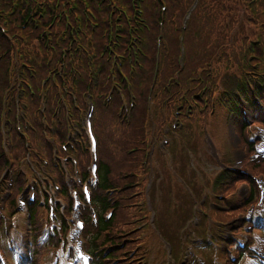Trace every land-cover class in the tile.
I'll return each mask as SVG.
<instances>
[{
	"label": "trees",
	"instance_id": "obj_1",
	"mask_svg": "<svg viewBox=\"0 0 264 264\" xmlns=\"http://www.w3.org/2000/svg\"><path fill=\"white\" fill-rule=\"evenodd\" d=\"M193 1L141 0L143 21H139L135 0H0V175L8 164H13L14 173L20 175L16 189H21L26 178L21 176L17 164L30 149L27 141L39 151L47 148L50 156L51 145L45 131L49 132L47 124L61 94L66 95L72 113L66 117L62 112L61 118L54 121L59 143L66 140L72 124H79L87 92L91 93L96 103L95 129L100 143L99 187L93 198L99 221L96 227L91 225L86 212L84 236L87 248L97 256L94 264H110L122 256L120 245L124 244V249L135 245L125 242L123 233L133 226L130 221L142 213L128 206L137 200L128 197L135 190L131 186L142 169L150 114L161 120L166 110L170 116L183 99L179 96L182 92H189L185 97L189 99L205 85L211 94L222 91L219 99L227 97L237 102V96L246 97L250 84L264 74V0L247 6L256 29L254 40L243 37L241 32L231 37L232 24L225 22L226 10L242 0H196L187 29L182 32V15ZM181 35L186 48L184 67L178 63ZM176 71L180 73L178 81ZM114 79L122 83L127 99L131 94L135 99L130 122L117 115L121 104L117 91L112 92L111 106L103 104ZM168 79L169 90L165 86ZM43 80L48 88L45 113L40 108ZM72 91L77 95L76 105L69 95ZM207 96L208 92L203 98ZM17 100L26 103L23 109L32 130L23 124V131H17ZM43 116H47V123L42 121ZM202 122L200 116H195L189 124L197 126ZM237 125L240 133L246 129L243 121ZM3 127L12 140L10 156L3 148ZM82 138L86 139L84 132ZM241 138L246 143V135ZM80 159L84 166L89 154H80ZM263 168L260 165L254 171ZM227 186L230 184L222 186L219 192H226ZM111 188L119 189L113 202L106 194ZM39 205L37 202L29 210L34 231ZM15 208L12 197L8 212L12 214ZM109 208L114 211L106 221L103 214ZM57 243L58 239H52L43 247L35 244L29 264L44 263Z\"/></svg>",
	"mask_w": 264,
	"mask_h": 264
},
{
	"label": "rangeland",
	"instance_id": "obj_2",
	"mask_svg": "<svg viewBox=\"0 0 264 264\" xmlns=\"http://www.w3.org/2000/svg\"><path fill=\"white\" fill-rule=\"evenodd\" d=\"M251 5H253L251 0L236 1L231 5L226 21L232 23L230 32H235L231 34L232 36L241 32L243 33L242 36L248 40L256 38V29L252 24L254 21L247 7ZM260 80L264 81V74L260 76ZM215 94L218 95V93ZM230 116L233 115L229 114L226 108L225 112L217 108L215 113H209L206 116L208 121L200 125L186 124L185 128L178 127L174 130L171 129L169 132L165 128L161 131L168 143L164 145L162 143L163 138L159 139L154 145L151 157V185L147 191L149 213L147 232L150 239L147 238V250L141 262L142 264H148V260L150 264H237L236 262H230L232 260H229L230 255L228 259H225V242L223 238L228 236L227 240L230 239V243L237 237L243 240L247 238L248 233H242V231L243 226H249L250 224L246 221L247 208L250 205L242 207L241 196L243 194L241 193L243 192H241L242 188L237 183L230 184V187L227 186L226 192H219L222 186H214L212 180L217 176V169L219 167L223 169L222 165L217 164V159L220 162L227 157L228 161L230 160L229 162L232 163L230 165L239 168L248 164V160L254 151L250 146V148H246L247 153L244 154L242 152L244 141L242 139L241 142H238L239 136L247 135L244 132L245 130H255L252 134L260 135V130L247 119L248 124L245 125H248V127L244 131L241 130L240 133V128L238 129L237 125L240 120L234 119L231 122ZM158 125L155 117L154 121L148 122V138L154 128L157 131ZM255 161L261 162L259 158ZM32 177L33 175L30 174L27 183L31 182ZM261 183L262 188L257 186L255 190L252 189V197L249 199L250 203L254 205L252 208L255 214L264 213V197H260L259 191H264V183ZM218 192L224 195L225 198H222V202L219 200L215 202L226 206V212L213 210L214 198ZM14 193V190H12L11 197H15ZM255 198L258 199L257 202H255ZM15 201L17 209L13 212L20 213L13 221L17 222L18 230L16 228L11 230L8 226L6 232L14 235L16 247L23 249L24 254L27 243L24 245L23 242L28 241L34 231L29 230L27 208L20 206L17 200ZM261 202L262 204H260ZM234 205L236 206L230 207ZM5 208V205L1 203L0 213L3 210L4 214L9 217L8 210H5ZM40 209L34 222L36 231L43 230L45 224L47 226L45 229L51 225L55 227L56 223L48 219L44 208L40 207ZM59 213H61L60 210ZM64 214L67 216L66 222L71 223V220H74L73 214H69L67 208L64 209ZM221 222H224V224H220L218 228L217 225ZM69 223L66 224V230L72 227V224ZM231 230L234 233L231 234ZM15 233L17 236H15ZM64 234L65 231L62 229L60 234L56 235L53 240H60V237H64ZM251 235L250 243L255 238L257 240L259 236L261 237L262 232L254 230ZM71 236L72 233L68 238V244L66 245L68 247L72 246L73 243ZM6 238L3 237L1 246H4ZM260 241L261 243H255L260 244L259 248L264 250V241ZM149 245L152 249L151 252L148 251ZM229 251L234 257L238 255L235 246H230ZM59 255L61 258L60 253ZM9 260H11V256ZM248 262H250L249 257H245L241 259L239 264H248ZM11 264H13V261Z\"/></svg>",
	"mask_w": 264,
	"mask_h": 264
}]
</instances>
